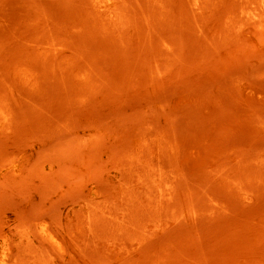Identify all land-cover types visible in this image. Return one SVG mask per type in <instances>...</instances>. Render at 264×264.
Here are the masks:
<instances>
[{
    "label": "rangeland",
    "instance_id": "374dc122",
    "mask_svg": "<svg viewBox=\"0 0 264 264\" xmlns=\"http://www.w3.org/2000/svg\"><path fill=\"white\" fill-rule=\"evenodd\" d=\"M0 264H264V0H0Z\"/></svg>",
    "mask_w": 264,
    "mask_h": 264
}]
</instances>
